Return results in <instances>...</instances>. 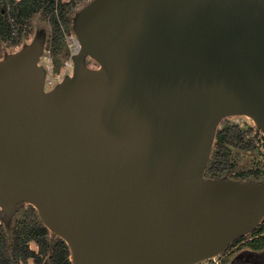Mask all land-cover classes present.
<instances>
[{
	"label": "water",
	"instance_id": "water-1",
	"mask_svg": "<svg viewBox=\"0 0 264 264\" xmlns=\"http://www.w3.org/2000/svg\"><path fill=\"white\" fill-rule=\"evenodd\" d=\"M73 30L48 92L41 37L0 59L5 217L30 202L72 264H195L252 231L264 181L204 169L223 116L264 133V0H92Z\"/></svg>",
	"mask_w": 264,
	"mask_h": 264
},
{
	"label": "trees",
	"instance_id": "trees-1",
	"mask_svg": "<svg viewBox=\"0 0 264 264\" xmlns=\"http://www.w3.org/2000/svg\"><path fill=\"white\" fill-rule=\"evenodd\" d=\"M10 2L12 21L9 20L0 5V40L10 41L16 45L20 43L23 36L27 34L26 27L39 13L48 20L51 28L48 47L54 54L65 51L63 29L68 24L70 11L78 0H10ZM58 68L56 63V72L59 70ZM245 136L246 131L238 124H225L217 127L210 156L204 169V176L210 179H219L228 178L227 174L233 173L241 178L240 180H245V178H247L246 180H257L259 169L235 172L234 163L231 161V147L239 149L254 147L252 141ZM237 177L235 179H238ZM0 216L6 218L1 209ZM31 242H34L36 249L31 247ZM236 244H238V248L244 246L248 254L256 255L264 250V217L251 231L249 238H245L244 235L239 236L227 247ZM233 252V250L230 251V253ZM230 253L220 261V264L226 263ZM70 254L68 244L42 223L37 209L31 204L23 210L21 217L15 219L10 236L6 235L5 229L0 226V264H26L29 262L31 264H72ZM238 260H235L234 263ZM206 264L219 263L210 260Z\"/></svg>",
	"mask_w": 264,
	"mask_h": 264
},
{
	"label": "rangeland",
	"instance_id": "rangeland-1",
	"mask_svg": "<svg viewBox=\"0 0 264 264\" xmlns=\"http://www.w3.org/2000/svg\"><path fill=\"white\" fill-rule=\"evenodd\" d=\"M91 1L92 0H78L73 9H71L69 14V22L65 26V29H63V43L65 44L64 52H58L57 54H54L48 47L49 38L51 36V28L49 26L48 20H46L44 17H42V15L37 13L31 20L30 24L26 27V29H28L27 34L23 36L20 43L16 45L10 41L0 40V59L4 58L10 53L17 51L19 47L31 43L35 38L41 37L43 50L41 51V54L38 58V65L42 70L43 90L44 92L52 90L61 82L65 81L74 74L76 58L81 52V50L79 53L71 57V64L69 63L70 65L67 66L68 61L66 59L69 56L67 39L71 36L74 31V20L77 14ZM82 60L84 65L88 68H97L100 65L94 58L90 57L87 54L83 55ZM56 63L59 66V70L57 72L55 71ZM225 124H238L242 129L246 131L245 137L251 140L254 144V147L252 149H239L236 147H231V161L234 163V171L240 172L250 169H259V178L257 179V181H264L263 131L259 130L252 117L246 114L225 115L219 120L217 127L223 126ZM227 175L228 178L231 179H235L237 177L233 173ZM240 179L241 178H238V180ZM246 179L247 178H245V180ZM254 180L256 181V179ZM29 204L31 203H19L11 212L10 216L6 218L0 216V226L5 229L6 235L10 236L15 219L22 216L23 210L27 206H29ZM262 217H264V214ZM250 236L251 231L244 235L245 238H249ZM30 245L32 248L36 249V245L34 244V242H31ZM225 248L224 250L222 249L221 251H219V253L209 258L198 261L195 264H206L210 260L220 264V261L225 258L226 255L232 250L234 252L230 253L225 264H264L263 262H261L258 254L253 255L246 253L247 251L245 250L247 249L244 246L238 248V244H236L233 246H229L226 249ZM237 259L239 260L234 263ZM26 264H31V262Z\"/></svg>",
	"mask_w": 264,
	"mask_h": 264
},
{
	"label": "built area",
	"instance_id": "built-area-1",
	"mask_svg": "<svg viewBox=\"0 0 264 264\" xmlns=\"http://www.w3.org/2000/svg\"><path fill=\"white\" fill-rule=\"evenodd\" d=\"M15 1H18V0H15ZM0 5L3 7V11L6 12L9 20L12 21V17L10 15V8H11L10 0H0ZM67 41H68V48H69V56L66 60L68 61L67 66H69L71 64V57L80 52L81 44L79 40L77 39V37L75 36L74 31L71 34V36L67 39Z\"/></svg>",
	"mask_w": 264,
	"mask_h": 264
}]
</instances>
